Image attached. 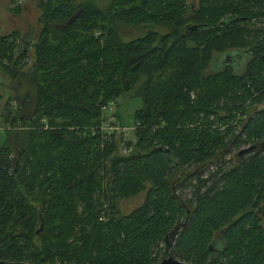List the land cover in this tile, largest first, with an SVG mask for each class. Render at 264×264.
Here are the masks:
<instances>
[{
	"label": "trees",
	"instance_id": "16d2710c",
	"mask_svg": "<svg viewBox=\"0 0 264 264\" xmlns=\"http://www.w3.org/2000/svg\"><path fill=\"white\" fill-rule=\"evenodd\" d=\"M190 1L40 0L33 43L0 35V261L264 264V0ZM131 91L132 146L105 120Z\"/></svg>",
	"mask_w": 264,
	"mask_h": 264
},
{
	"label": "rangeland",
	"instance_id": "374dc122",
	"mask_svg": "<svg viewBox=\"0 0 264 264\" xmlns=\"http://www.w3.org/2000/svg\"><path fill=\"white\" fill-rule=\"evenodd\" d=\"M40 0H0V35H8L12 31L19 33V41L17 38L16 44L19 43L18 47H26L27 44L33 43L37 29L39 27L38 19L40 11L38 9V3ZM110 0H75L77 3H83L86 5L94 6L100 10L104 9ZM192 1V0H191ZM192 5L194 2H191ZM18 7L17 13L13 14L11 11ZM121 28L120 37L123 41L140 37L147 31H162V29L154 25H142V26H129L124 27L118 25ZM163 32V31H162ZM123 35V37H122ZM27 55L31 58L32 48H27ZM10 78L9 76L0 71V146L4 145L7 140V130L9 131H20L21 127H10V125L4 123L3 113L5 110L3 107L8 97H10L11 90L9 87ZM133 91L122 94L116 98V103L107 104L106 110V123L114 124V133L121 143H130L132 146L135 139L132 135L133 130V114L135 110L141 107V100L134 96ZM9 111L14 115L17 110V106L13 100H9ZM251 110V109H250ZM250 110L247 112L250 113ZM247 113V114H248ZM243 120V119H241ZM123 144L120 145L122 151ZM127 152L129 151L126 150ZM184 193L187 194V191ZM144 198V192L138 193L132 197L124 198L118 201L117 210L119 216H124L130 213L133 209L138 207ZM170 253V249L167 251ZM166 252V253H167ZM166 257V254H165ZM171 257L178 260L176 256Z\"/></svg>",
	"mask_w": 264,
	"mask_h": 264
},
{
	"label": "water",
	"instance_id": "95a60500",
	"mask_svg": "<svg viewBox=\"0 0 264 264\" xmlns=\"http://www.w3.org/2000/svg\"><path fill=\"white\" fill-rule=\"evenodd\" d=\"M254 149V146H249L246 148L241 149L238 154H243V153H247L250 152ZM259 149H264V140L261 141V143L259 144ZM42 229V225H40V227L38 228V230L36 231V233H39ZM0 264H31V263H27V262H4V261H0ZM156 264H189V263H185V262H181L178 261L170 256H167L165 258H163L162 260H160L158 263Z\"/></svg>",
	"mask_w": 264,
	"mask_h": 264
},
{
	"label": "built area",
	"instance_id": "2783aa9c",
	"mask_svg": "<svg viewBox=\"0 0 264 264\" xmlns=\"http://www.w3.org/2000/svg\"><path fill=\"white\" fill-rule=\"evenodd\" d=\"M108 129H110V130H114V128H113V127H109Z\"/></svg>",
	"mask_w": 264,
	"mask_h": 264
}]
</instances>
